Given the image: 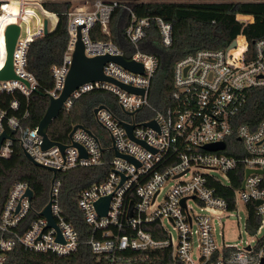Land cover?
<instances>
[{
	"label": "built area",
	"instance_id": "2783aa9c",
	"mask_svg": "<svg viewBox=\"0 0 264 264\" xmlns=\"http://www.w3.org/2000/svg\"><path fill=\"white\" fill-rule=\"evenodd\" d=\"M207 3L258 2L264 0H0V70L7 59L5 31L9 24H18L20 33L13 52V67L19 79L0 80V95L21 92L29 97L38 87V80L28 69L30 44L48 31L52 32L59 13L47 3L69 2L67 16L69 39L60 64L52 66L54 88L50 97H58L65 85L78 40V28L89 57L124 56L143 64V73H135L114 61L103 67L104 74L124 84L143 88L144 94L131 93L107 81L81 85L64 104L69 109L83 94L101 90L116 97L115 108L97 104L90 132L77 128L62 150L54 145L43 149L37 127L23 126L11 110L19 108L17 99L9 108L0 109V158H9L15 138L24 152L46 168L67 171L78 167L106 166L109 171L99 182L85 188L77 200V208L89 226L91 251L110 264H262L264 261V111L254 123L240 122L252 89H264V37L255 43L249 56V43L241 32L225 48L199 49L176 61L173 68V104L160 110L149 99L150 87L159 67L158 56L147 50L155 40L164 48L173 42L172 24L160 16H138L130 3ZM130 13L125 33L128 48L113 40H94L91 31L99 26L110 35V21L116 8ZM237 19L244 24L254 21ZM155 27V30H151ZM155 31V34L153 32ZM129 51V56L126 55ZM147 110L146 112H144ZM155 121L157 127L147 126ZM133 125L130 136L126 125ZM101 127L106 135L97 131ZM144 142V144L140 143ZM224 143V148L207 149L210 144ZM79 144L86 156H81ZM232 151L235 155L229 154ZM128 155L138 164L118 156ZM242 166L244 175L234 187L231 173ZM221 172V176L211 173ZM237 176V173L234 175ZM169 187L166 188V185ZM61 182L55 178L50 199L56 227L32 205L27 195L29 184L17 181L10 188L0 213V264L20 244L35 252L69 255L80 244V235L64 214L60 203ZM231 188V189H230ZM233 190V196L220 193ZM110 196L106 215H99L95 202ZM184 201V202H183ZM195 202L196 211L189 204ZM246 206L249 225L250 207L254 204L259 225L250 232L257 235L254 244L244 248L224 244L218 246L213 219L226 211ZM257 202H260L259 204ZM132 206V211H130ZM131 212V214H130ZM165 221L176 230L166 228ZM59 232L62 240L58 239ZM196 242V245H195ZM197 255L194 257L193 252Z\"/></svg>",
	"mask_w": 264,
	"mask_h": 264
},
{
	"label": "trees",
	"instance_id": "16d2710c",
	"mask_svg": "<svg viewBox=\"0 0 264 264\" xmlns=\"http://www.w3.org/2000/svg\"><path fill=\"white\" fill-rule=\"evenodd\" d=\"M138 16H160L172 24L173 42L170 47H162L156 43L147 50L154 52L159 59V67L152 79L149 99L160 110H165L174 102L173 68L176 61L199 49H219L227 47L241 32L249 43V56L253 55L255 43L264 37V3L258 2H207V3H168L144 4L136 1L130 3ZM69 2L47 3V8L59 13L56 28L48 34L34 40L27 54L28 69L38 80V87L29 97L19 91L0 95V109L9 108L12 100L17 99L19 108L11 110L19 116L23 126L37 127L49 106V91L54 88L52 66L60 64L66 49L69 33L67 16ZM254 17L253 22L244 24L237 19ZM130 22V13L123 8H116L110 21V35L103 34L99 26L91 31L94 40H113L120 47L128 48L126 27ZM151 30H155L152 27ZM155 34V31L153 32ZM129 56V51L126 53ZM106 92L94 90L83 94L74 100L69 109L63 108L58 117L48 127L51 140L68 143L70 133L77 124L90 127L94 123V107L102 104ZM116 102V99H115ZM115 107V106H114ZM264 111V89L251 90L247 105L240 116V122H257ZM15 138L14 151L9 158H0V213L8 197L10 188L17 181H25L33 190L32 205L35 209H42L50 199L53 172L44 167L34 165L26 156L17 140L18 131L13 133ZM229 154L235 155L229 150ZM109 171L106 166L78 167L56 174L61 182L60 203L67 218L74 224L80 235L78 249L69 255H57L51 252H35L20 244L8 253L5 264H110L91 251L87 238L89 226L83 220L77 200L80 193L91 184L99 182ZM237 173V176H234ZM244 175V168L239 166L235 173H231L234 187H239ZM231 189V188H230ZM228 197L233 196V190L220 193ZM250 207V223L247 229L252 231L259 225V218L255 215L254 204ZM151 262L147 264H165ZM141 264V263H136Z\"/></svg>",
	"mask_w": 264,
	"mask_h": 264
},
{
	"label": "water",
	"instance_id": "95a60500",
	"mask_svg": "<svg viewBox=\"0 0 264 264\" xmlns=\"http://www.w3.org/2000/svg\"><path fill=\"white\" fill-rule=\"evenodd\" d=\"M81 27L78 28V40L76 42V48L73 53V60L71 67L69 69L67 78L65 80L64 88L61 92V94L58 97H50L49 106L45 112V115L43 116L42 120L40 121V124L38 126V133L42 136L43 144L42 147L44 150L54 146L58 145L63 150L66 146L57 141H53L48 136V127L49 124L58 117L61 110L64 108L65 102L68 100V98L72 95V93L77 90L81 85H84L89 82L94 81H107L114 83L118 86H120L122 89L131 92V93H138V94H144L143 88L134 87L132 85L124 84L116 79H113L111 77H108L104 74L103 67L106 62L108 61H114L122 65L124 68L135 72V73H143V64L134 60H128L124 56H113V55H98L89 57L85 53V44L82 40L81 36ZM45 34H48V26L47 21H45V27H44ZM20 33V27L18 24H9L5 31V41H6V50H7V59L5 62V65L0 70V80L5 79H19V77L16 75L14 67H13V52L15 48V44L17 41V37ZM236 42L233 40L230 44L231 47L235 46ZM98 111V108L94 110V113L96 114ZM145 125L147 126H153L157 127L155 121L146 122ZM128 132L130 136H132V129L133 125H126ZM77 128L85 129L86 131L90 132L88 128H86L83 124H77L73 127L70 136L75 132ZM9 135L4 132L0 137V146L2 144V141L7 138ZM145 145L144 142H140ZM75 146L79 149L81 156H86V151L83 146L79 144H75ZM207 149L210 150H216L219 148H224V143L219 144H210L205 146ZM25 156L34 164L37 166H42L40 163L34 161L33 157L28 154L27 152H24ZM118 156L124 157L136 164L134 158L128 155H121L120 153L116 152ZM53 172V178L52 183L54 182L57 174V170L48 168ZM27 195L30 199L33 198L34 193L31 188L28 189ZM110 196L101 197L95 202V208L99 215H106L108 207H109V201ZM184 202V201H183ZM258 204L260 202H257ZM132 204L130 211H132ZM131 214V212H130ZM41 215L45 216L48 219V225L51 227H56L55 220L51 213V201L48 202V204L43 208L41 211ZM58 239L62 240L61 234L59 232ZM264 264V261L263 263Z\"/></svg>",
	"mask_w": 264,
	"mask_h": 264
},
{
	"label": "rangeland",
	"instance_id": "374dc122",
	"mask_svg": "<svg viewBox=\"0 0 264 264\" xmlns=\"http://www.w3.org/2000/svg\"><path fill=\"white\" fill-rule=\"evenodd\" d=\"M82 0H77V4L80 3ZM246 19V18H241ZM116 97L114 95L107 94L104 99L103 103L106 106L113 108L116 105L115 102ZM115 108V107H114ZM145 110L144 112H146ZM99 133L102 135H106L107 133L101 127L97 128ZM211 173L215 175L221 176V172L218 170H214ZM169 187V184L166 185V188ZM194 210L198 211L199 207L195 204V202L190 201L189 203ZM248 218V211L246 206L239 202L238 207L229 211H226L223 215L218 216L213 219V226H214V234L216 238V242L218 246H222L223 243L231 246H236L239 248H244L248 244H254L255 240L257 239V235L254 232H250L245 223ZM165 226L167 229L172 231L175 235L176 230L173 228V224L165 221ZM196 245V242H195ZM197 255L196 250L193 252V256Z\"/></svg>",
	"mask_w": 264,
	"mask_h": 264
},
{
	"label": "bare ground",
	"instance_id": "6f19581e",
	"mask_svg": "<svg viewBox=\"0 0 264 264\" xmlns=\"http://www.w3.org/2000/svg\"><path fill=\"white\" fill-rule=\"evenodd\" d=\"M241 16H244V15H241Z\"/></svg>",
	"mask_w": 264,
	"mask_h": 264
}]
</instances>
